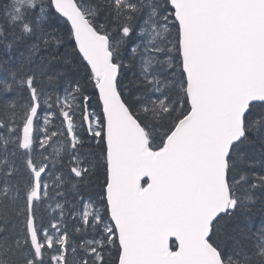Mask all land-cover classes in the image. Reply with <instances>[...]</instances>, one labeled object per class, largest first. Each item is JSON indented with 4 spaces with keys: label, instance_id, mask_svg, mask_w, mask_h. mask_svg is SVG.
Listing matches in <instances>:
<instances>
[{
    "label": "snow or ice",
    "instance_id": "6c2138e0",
    "mask_svg": "<svg viewBox=\"0 0 264 264\" xmlns=\"http://www.w3.org/2000/svg\"><path fill=\"white\" fill-rule=\"evenodd\" d=\"M0 264H264V0H0Z\"/></svg>",
    "mask_w": 264,
    "mask_h": 264
},
{
    "label": "trees",
    "instance_id": "16d2710c",
    "mask_svg": "<svg viewBox=\"0 0 264 264\" xmlns=\"http://www.w3.org/2000/svg\"><path fill=\"white\" fill-rule=\"evenodd\" d=\"M257 219H259V218H257Z\"/></svg>",
    "mask_w": 264,
    "mask_h": 264
}]
</instances>
